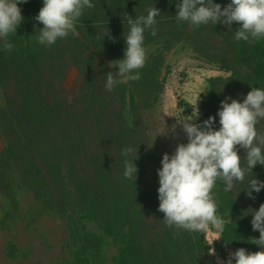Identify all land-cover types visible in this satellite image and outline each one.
Masks as SVG:
<instances>
[{
	"label": "trees",
	"instance_id": "1",
	"mask_svg": "<svg viewBox=\"0 0 264 264\" xmlns=\"http://www.w3.org/2000/svg\"><path fill=\"white\" fill-rule=\"evenodd\" d=\"M176 2L112 0L107 2L108 22L95 24L98 19L92 14L80 17L87 25L83 37L69 34L51 47L32 38L10 52L3 49V42L0 44V86L5 96L0 109L5 138L0 191L9 194V187L23 182L41 194L69 230L72 264L98 263L108 236L118 247L115 264H198L196 250L206 248L202 237L195 241L187 231L174 227L153 233L163 226V213L157 210L158 192L148 177L152 155L139 104L150 105L156 98L161 55H150L139 70V80L118 84L111 92L105 89L106 74L118 69L107 64L123 58V33L128 31L123 13L135 18L155 6L161 14L156 17V35L151 29L144 33L145 48L157 42H165L167 48L184 40L217 68L230 73L208 80L206 111L208 116H216L226 97L242 101L251 87L264 89V38L253 44L237 42L234 30L239 25L235 23L233 30L211 23L189 28V23L176 22ZM214 2L223 7L229 0ZM33 17L32 24L36 22ZM106 27L116 43L107 37L103 40ZM70 66L83 74L74 93L65 85ZM218 121L216 116L217 129ZM257 130L264 133V120L257 124ZM128 148L132 152L125 157L122 152ZM238 154L242 167L246 166L243 150ZM126 160H135L136 182L124 178ZM255 177L264 181V166L249 170L244 182L231 191H225L224 182L217 179L220 211L225 214L232 209L239 216L224 222L222 240L253 252L259 247L251 244L250 238H258L259 232L252 230V216L247 212L249 208L258 210L264 189L253 192L254 200L245 190ZM154 215L157 221L152 219ZM84 222H93L98 230L87 228L86 237L79 235ZM75 237L78 241L71 244Z\"/></svg>",
	"mask_w": 264,
	"mask_h": 264
},
{
	"label": "clouds",
	"instance_id": "2",
	"mask_svg": "<svg viewBox=\"0 0 264 264\" xmlns=\"http://www.w3.org/2000/svg\"><path fill=\"white\" fill-rule=\"evenodd\" d=\"M27 2L0 0V41L5 51L13 49L8 37L16 34L24 19L18 5ZM94 6L91 0H43V6L33 17L43 25L38 29L37 43L51 47L69 34L79 36L77 21L85 9ZM175 8L177 23L186 22L194 27L220 24L228 30H233L235 23L239 25L234 30L237 42L253 44L264 38V0H229L223 7L214 0H177ZM160 14L155 6L149 8L146 15L135 18L123 13L122 22L128 25L127 33H123V58L107 64L110 69H118L107 72V91L111 92L118 84L140 79L139 70L145 66L147 54L144 33L151 29V34L156 35V17ZM102 35L103 40L107 37L116 43L108 27ZM216 116L219 117L218 129L214 126ZM216 116H209L202 123L185 118L173 124L165 134L178 137L179 125L187 139L186 143H178L173 153L165 152L160 162L162 166L157 169V210L163 213L162 221L168 227L189 233H208L211 229L222 233L224 220L217 216V205L211 194L217 179L224 182L225 191H231L237 183L244 182L249 170L264 166V133L257 130V124L264 120V89L251 87L242 101L226 97L220 102ZM241 150L246 161L244 167L238 154ZM131 152L128 148L122 155L127 157ZM134 161H125L123 175L126 180L136 182L138 167ZM261 189H264V181L255 177L248 182L245 191L254 200L253 192L258 194ZM247 213L252 216V230L259 232L258 238H250L251 244L260 250L253 252L240 247L229 251L225 260L217 258V264H264V203L258 210L249 208ZM209 255H215L213 248H209Z\"/></svg>",
	"mask_w": 264,
	"mask_h": 264
},
{
	"label": "rangeland",
	"instance_id": "3",
	"mask_svg": "<svg viewBox=\"0 0 264 264\" xmlns=\"http://www.w3.org/2000/svg\"><path fill=\"white\" fill-rule=\"evenodd\" d=\"M109 1L112 0H91L95 6L91 9H85L82 17L92 14L98 19L93 21L95 24L108 22L109 15L106 10ZM38 5L42 7L43 0H28L27 3L18 5L22 10L24 19L16 34H11L8 37L9 42L14 46L26 44L27 41L38 36L39 32L37 30L42 28L43 25L37 22L32 24L31 22L33 15H37ZM80 19L77 21V29L79 36L83 37L87 25L86 22L80 21ZM191 27L193 26L189 24V28ZM2 42L0 41V44ZM166 45L165 42H157L146 48V62L150 60L152 53L153 55H161L162 64L157 77L160 88L156 92V98L152 104L143 106L139 104L149 140V150L152 155L148 177L156 189L159 187L157 169L162 166L160 162L163 154L165 152L171 154L178 143L187 142L179 125L176 128L178 137L174 138L171 134L165 135L168 129H171L177 121L179 122L185 118H189L196 123H202L206 120L209 117L206 111L209 100V78L230 74L209 62L187 41H174L167 48ZM100 55L105 57V54L101 51ZM106 57L108 58L107 55ZM82 79L83 74L80 69L70 66L65 77V85L68 91L71 93L76 92ZM141 101L138 100L139 103ZM4 104L5 96L0 86V109ZM4 147L5 138L0 128V164L4 163ZM2 168L1 165L0 177L5 172V168H3L4 172H1ZM6 174L8 176L10 173L6 171ZM15 185V188L12 186L7 189V192L12 190L9 194H3L0 191V264H72L74 254L69 246L70 233L65 221L54 210L50 209L47 203L45 204L41 194L30 190L23 182ZM217 188L216 181L211 194L217 205V216L221 217L224 222H227L228 219H238L239 216L232 209L225 214L220 211ZM262 203H264V195L262 196ZM152 219L157 221L158 217L154 215ZM152 222L151 220L149 223L154 228ZM161 223H163L162 220ZM80 226L82 231L78 234L83 237L88 235L85 232L87 228L98 230L93 222H84ZM167 227L163 223L161 229L153 230V233L166 231ZM189 234L195 241L202 237L206 245V248L196 250L198 264H217V258L225 260L229 251L237 249L233 244L224 243L222 233H217L215 229H211L208 233ZM77 237L71 240V244L78 241ZM217 238L219 240H216ZM209 248L215 250V255H209ZM117 250L118 247L112 237H106L101 251L102 258L95 264H101L102 262L104 264H115L113 257Z\"/></svg>",
	"mask_w": 264,
	"mask_h": 264
}]
</instances>
